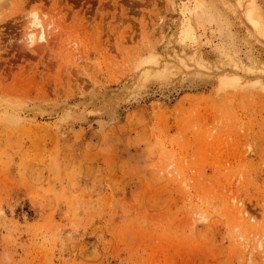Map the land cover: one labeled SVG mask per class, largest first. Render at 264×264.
<instances>
[{
	"label": "rangeland",
	"instance_id": "obj_1",
	"mask_svg": "<svg viewBox=\"0 0 264 264\" xmlns=\"http://www.w3.org/2000/svg\"><path fill=\"white\" fill-rule=\"evenodd\" d=\"M0 264H264V0H0Z\"/></svg>",
	"mask_w": 264,
	"mask_h": 264
},
{
	"label": "bare ground",
	"instance_id": "obj_2",
	"mask_svg": "<svg viewBox=\"0 0 264 264\" xmlns=\"http://www.w3.org/2000/svg\"><path fill=\"white\" fill-rule=\"evenodd\" d=\"M254 9H257V7H254ZM248 14V13H247ZM249 15H250V13H249ZM250 20H251V18H250ZM256 25V24H255ZM225 82H228V81H225ZM228 84V83H227Z\"/></svg>",
	"mask_w": 264,
	"mask_h": 264
}]
</instances>
